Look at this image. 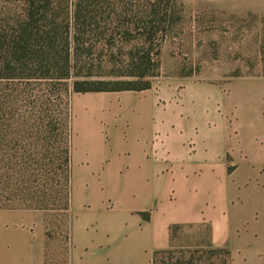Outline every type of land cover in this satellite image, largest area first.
<instances>
[{
  "label": "rangeland",
  "instance_id": "rangeland-1",
  "mask_svg": "<svg viewBox=\"0 0 264 264\" xmlns=\"http://www.w3.org/2000/svg\"><path fill=\"white\" fill-rule=\"evenodd\" d=\"M69 1L72 8L76 0ZM106 4L104 10L120 11L121 19L106 15L105 22L92 23L93 54L71 61L77 76L61 83L0 80V264H87L86 256L81 263L78 259L76 224L89 208L80 195L93 196L95 202L106 194L103 164H120V183L143 173L132 165V153L115 143L119 132L123 146L131 143L123 128L128 118L118 119L129 96L135 101L154 98L157 105L144 161L158 165L161 173L148 174V184L171 190L179 172H189L188 195L183 187L180 190L194 207H185L172 188L173 211L157 216L194 223L204 219L171 226V249L158 255L156 264H220L223 257L206 248L215 224L214 177L230 183L224 197L228 207L245 213L253 210L254 203L244 195L243 184L253 186L256 177L243 183L226 160L221 166L225 173L215 175L220 167L205 165L201 157L207 143L213 150L222 125L220 152L238 162L236 132L245 127L242 115L264 112V0H108ZM150 6L157 17L149 13ZM145 20L154 27L150 40L142 27ZM136 48L152 54L142 77L133 68L138 65L130 64ZM75 82L87 91H74ZM135 107H129L131 113ZM64 142L69 176L59 155ZM127 189L136 197L135 186ZM106 209H112L109 200ZM150 212L137 214L147 218ZM103 251L95 248L90 264H97L96 256Z\"/></svg>",
  "mask_w": 264,
  "mask_h": 264
},
{
  "label": "crops",
  "instance_id": "crops-1",
  "mask_svg": "<svg viewBox=\"0 0 264 264\" xmlns=\"http://www.w3.org/2000/svg\"><path fill=\"white\" fill-rule=\"evenodd\" d=\"M146 94L148 95V92L135 96ZM132 106H136L137 110L131 113L129 107ZM156 108L154 98L148 97L144 100L142 97L141 100L135 101L133 96L124 100L121 106L118 119L122 116L128 118L127 123L124 122L126 127L123 126V128L130 135L131 143L123 146L122 132L118 133L115 143L132 153L130 158L132 165L137 169L140 168L139 170L143 169L140 171L143 173L128 176L125 183H120L117 176L120 173V168L118 169L120 164H103L106 194L95 202L91 200L93 196L80 195L83 202L89 205V208L81 213L82 217L76 224L80 237V243H77L80 263L86 256L85 262L90 264L94 249L104 248L102 255H98V259L96 256L97 264H152L155 252L167 250L172 246L171 226L199 224L204 220L194 223L191 220L165 219L164 216H157L159 212L169 214L173 211L174 199L169 198L171 192L175 191L174 197L178 195L183 200L184 206L190 210L194 207V202L189 197V199L182 197L181 192L186 189L187 195L189 193L188 186L185 184L188 171L179 172L176 183L173 184L174 187H169L171 190L174 188V191L166 189L161 184L150 186L146 180L148 174L156 176L157 173H161L158 171V165L144 161L145 150L153 134L150 123L151 114ZM242 118L245 127L241 131L237 129L238 141L235 146L238 160L242 162L230 161L228 155L224 157L225 152H220L224 144L222 125L218 127L219 132H216L212 150L214 152L211 154L212 151L207 143L204 145V156L201 157L202 161H206L205 165L216 164L220 167L215 175L221 174L222 177L225 173L222 167L228 165L229 161L231 166L236 167L232 172L237 174L243 183L252 181V179L247 180L249 176L256 177L255 181H252L253 186L243 184L244 195L254 203L253 210L245 213L228 207L224 197L230 183L222 182L215 175L213 176L218 183L216 209L215 214H212L215 224L206 248L213 250L216 256L223 257L220 264H264V197L262 196L264 180L259 179L264 176V112L257 114L251 111L242 115ZM232 148L235 151L234 147ZM222 161H225V165ZM191 165L188 164V169ZM245 165L251 166V169L241 168ZM131 186L137 188L134 191L136 197L132 196L127 189ZM180 187L183 188L180 190ZM108 200L112 203L110 210L106 209ZM144 211H151L147 218L137 214Z\"/></svg>",
  "mask_w": 264,
  "mask_h": 264
},
{
  "label": "trees",
  "instance_id": "trees-1",
  "mask_svg": "<svg viewBox=\"0 0 264 264\" xmlns=\"http://www.w3.org/2000/svg\"><path fill=\"white\" fill-rule=\"evenodd\" d=\"M106 3L108 0H76L71 8L69 0H3L0 4V80L61 83L75 76L78 71L71 61L93 54L92 23L95 20L105 22L106 15L110 20L114 16L117 22L121 19L120 11L108 14L104 10ZM149 10L157 17L155 7L150 6ZM149 13L144 11L147 16ZM142 23L150 40L154 27L146 20ZM97 30L95 27L94 31ZM151 58L150 51L140 53L137 49L136 55L130 53V64L138 65L133 66L139 71L138 76L148 73ZM80 85L75 82L74 91H87ZM61 150V168L69 176V150L65 142ZM173 230L172 227L170 231ZM170 249L155 252L152 264H156L158 255L169 254Z\"/></svg>",
  "mask_w": 264,
  "mask_h": 264
}]
</instances>
